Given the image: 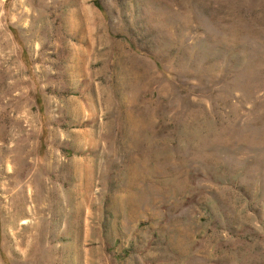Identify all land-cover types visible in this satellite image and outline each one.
Masks as SVG:
<instances>
[{"label":"rangeland","instance_id":"obj_1","mask_svg":"<svg viewBox=\"0 0 264 264\" xmlns=\"http://www.w3.org/2000/svg\"><path fill=\"white\" fill-rule=\"evenodd\" d=\"M0 264H264V0H0Z\"/></svg>","mask_w":264,"mask_h":264}]
</instances>
